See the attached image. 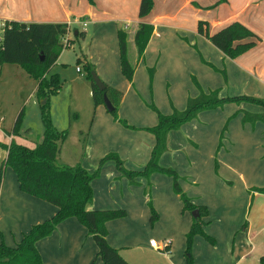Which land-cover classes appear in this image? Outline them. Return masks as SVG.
<instances>
[{
    "label": "crops",
    "instance_id": "obj_1",
    "mask_svg": "<svg viewBox=\"0 0 264 264\" xmlns=\"http://www.w3.org/2000/svg\"><path fill=\"white\" fill-rule=\"evenodd\" d=\"M154 1L150 13L139 17L140 0H98L99 8L88 5L85 0H81V4L78 0H0V21L61 22L70 25L72 16L88 14L85 18L86 25L90 23L94 25L95 35L105 33V38L107 35L117 36L119 28L128 32V38L130 36L133 42L134 53L133 58H130L137 61V72L155 63L157 70L154 68L156 73L153 74L157 79L163 71V65L170 66L173 83L170 93L173 97L176 93V58L184 59L187 55L196 52L192 47L199 51L203 61L209 65L213 62H223L227 69L230 70L231 67L235 79L231 80V73L230 75L228 73L229 78L226 82L229 86L232 87V81L235 80L238 88L240 81L249 79L250 82H246L244 88L264 91V0H228L218 5L216 4L219 0ZM100 3L106 9L101 10ZM199 21L207 23L206 27L210 34L238 21L258 35L260 40L245 53L230 58L214 46L205 35L198 32ZM140 22L151 24L153 32L143 56L137 60L134 33ZM97 42L105 48L104 40ZM92 56L102 80L123 93L120 103L121 116L140 127L155 125L157 115L154 112L146 111L147 116L141 117L137 108L127 110L126 97L130 86L126 81H121L118 74L114 77L113 70L109 67L100 68L104 63L96 59L95 54ZM116 70L119 72L118 68ZM250 70L254 71L253 75ZM229 86L224 82L221 83L220 96L244 93L239 90L241 88H233L231 93ZM202 89L208 92L214 89V86L208 89L202 87ZM256 94L264 96L258 91ZM227 106H231L232 110L224 113L222 106L202 110L197 118L182 124L179 129L171 130L168 134L167 150L159 159L162 167H173L180 176L179 184L182 190L191 198L193 204L202 207L203 236L195 234L190 244H188V235L196 217L192 215L193 210L183 208L179 194L173 189L171 176L155 171L149 176H144L145 178L143 175H137L134 177V182H131L127 176L121 174L113 161H109L103 165L100 174L92 179L93 199L88 208L120 207L126 211L125 216L107 221L106 226L108 242L118 249L130 264H193V261L194 264H260V257L264 255V238L261 237L264 226L260 225L264 224V192H260L258 187L264 186V173H262L263 181H260L261 173L255 168L245 172L243 167L230 165L225 159V151L233 154L231 149L234 146L233 133L227 130V126L223 128V132H226L221 134L219 150L214 151L223 122L213 128V117L216 115L220 116L221 120H225L236 109L235 125L246 133L242 135L245 138L243 143H255V140H259L261 136L264 138V120L243 122V116L244 112L264 114V106L248 102ZM97 107L92 122V127L95 125V128L91 127L87 134L81 133L85 168L89 172H95L100 159L106 153L114 151L124 161V166L128 170L144 169L154 146V138L144 133L145 136L141 141H135L133 138H125L124 132V138L116 139L112 133L119 130L121 125L108 114L105 105ZM173 108L175 107H171V113ZM160 109L164 113H170L163 108ZM98 118L100 121L96 124ZM241 119L243 124L237 122ZM103 126L106 132L102 135ZM214 130H216L215 137ZM6 136L4 138L6 144L14 139L29 146L35 145L21 139L17 140L11 134ZM104 141L108 144L105 145ZM202 146L207 147L208 160H212L214 155L219 156L220 165L229 169L232 174L233 180L230 181L229 186L219 181L220 191L213 188L210 176L208 178L211 182L207 180V172L204 174L199 171L197 159L194 157L201 153ZM62 148L63 143L59 153ZM184 152L188 156L191 155L189 164L186 158H182ZM247 155H253V152ZM5 156L6 151L3 149L1 164ZM255 158L258 161V156ZM182 163L186 165L182 167ZM9 168H6V176L0 183V237L6 238L7 245L15 246L32 225L51 218L57 207L21 191L14 171ZM208 173L213 175L210 171ZM150 192L153 197L149 203V198L147 199L146 196H149ZM151 207L157 213V218L153 224L155 228L149 232L147 224L149 214L152 216L153 212ZM233 212L238 213L239 219L235 216L231 217ZM162 224L167 225V229H160L156 234L161 238V240L156 239L157 244L161 247L166 241L170 244L165 249H158L151 246L150 240L154 239L157 226L161 227ZM10 225L13 230L10 229L11 234L7 232L4 238L2 234ZM143 227H146V232H143ZM86 231L87 228L75 217L61 220L51 234L36 242L44 264H103L98 255L96 258L97 251L93 247L92 236L89 233L91 237L86 236ZM207 237L210 239L207 240Z\"/></svg>",
    "mask_w": 264,
    "mask_h": 264
},
{
    "label": "trees",
    "instance_id": "obj_2",
    "mask_svg": "<svg viewBox=\"0 0 264 264\" xmlns=\"http://www.w3.org/2000/svg\"><path fill=\"white\" fill-rule=\"evenodd\" d=\"M227 1L219 0L216 5ZM153 6L154 0H140L139 17L148 15ZM8 24L10 27L4 29L3 37L0 40V65L7 63L21 66L35 79L36 92L41 99H45V102L41 111L43 132L34 146L17 142L14 139L8 144L0 142V146L6 151V156L0 167V183L6 168L10 167L16 175L21 191L55 205L57 211L44 222L32 225L15 246L0 242V264H44L36 247V242L51 234L57 224L68 217H76L87 228L88 233L96 243L97 255L101 258L103 264H130L118 249L108 242L106 227L107 221L125 216L126 211L124 209L88 208L93 199L91 181L98 175L100 167L91 173L81 164L62 163L57 158L67 133L52 124L50 108L46 104L49 96L57 94L60 89L61 81L58 74H50V71L56 64L64 47L71 45V40L66 39L70 32L69 23L13 21ZM206 25L205 21H199L198 32L205 35L214 46L230 58H236L245 53L260 40L258 35L238 21L232 22L212 34L209 33ZM152 32L153 26L151 24L146 22L138 24L134 33L137 60L143 56ZM80 34L82 35V32L77 33V35ZM117 37L120 68L122 73L131 80L137 61L132 60L128 55V32L123 28H119ZM64 39L67 44L64 43ZM42 55L43 59L41 58ZM85 69L87 78L92 83L94 106L104 104V94L106 93L114 107L109 112L117 113L123 93L105 82V90H100L91 77V72L95 69L94 64L86 61ZM150 73L153 75L154 68L150 69ZM222 73L225 81H227L225 71L222 70ZM197 87L199 94L188 97L184 109L173 108L171 114H159L158 124L150 129L156 142L151 157L142 171L128 170L125 168L124 162L115 153H109L101 160L103 162L108 158L114 159L119 170L131 182H134V177L137 175L149 176L155 171L168 173L173 178V189L175 193L179 194L183 202V208L197 209L200 212L199 217L194 219L189 232L188 244L192 242V237L195 234H198V232L203 233L202 207L193 204L191 198L182 190L178 173L173 168L162 167L159 164V159L167 148L169 132L179 129L182 124L195 118L202 110L217 108L227 102L237 104L248 102L264 106V98L258 96L247 94L220 96L219 89L207 92L199 84H197ZM115 118L122 121L118 116ZM19 120L20 115L16 119L15 133H17L16 128ZM257 120H264V114L244 112L243 122H256ZM258 190L264 192V187ZM156 218L157 213L153 209L151 220L154 221ZM260 264H264V255L260 257Z\"/></svg>",
    "mask_w": 264,
    "mask_h": 264
},
{
    "label": "rangeland",
    "instance_id": "obj_3",
    "mask_svg": "<svg viewBox=\"0 0 264 264\" xmlns=\"http://www.w3.org/2000/svg\"><path fill=\"white\" fill-rule=\"evenodd\" d=\"M78 1L81 4V0ZM85 1L87 2L88 5L96 6L99 8L98 0H92V1L85 0ZM71 2L72 1H70V3ZM100 5L102 6L100 7L101 10L106 9V7H104L101 3ZM86 17H88V14L85 15L84 13L79 14L75 17L72 16V22L70 23V32L68 34L69 38L66 36V39L71 40V45L69 47H64L61 56L58 59L59 61L52 67L50 71V74L53 73L58 74V77L60 78L61 81V85L59 92L57 94L49 96L46 106L50 108L52 124H54V126L59 130L65 131L67 133L66 138L63 142L62 151L57 155L59 162H64L71 165L81 164L83 167H86L84 162L85 156L84 154L82 155L83 136L81 133L87 134L90 129L95 128V125L92 127V122L94 116L96 115L95 110H97L98 108L95 107L93 104L92 83L87 78L86 75L87 72L85 69V63L86 61H89L94 64L95 67L94 71L97 72L95 61L92 60L94 59L92 54H95L96 55L95 58L101 60V62L104 63L100 66V68L107 69V67H109L111 70H113L114 77H116V74H118L121 81H126V84L130 86V89L127 92V97H126L127 110L130 111L131 109L137 108L138 111L140 112L141 117L147 116L145 113L146 111H150L151 113L154 112V114L157 115V122L155 125L150 127H140L130 123L128 120L122 117L120 114V106H119L117 113L114 114L110 112L108 113L110 116H112V118L115 121H117L121 125L119 127V130L113 131L112 133V135L116 139H121V137L124 138V132H125L126 135L125 138L127 139L133 138L135 141H141L145 136L144 133H147V135H149L151 138H154V145H155L156 142L155 136L150 129L158 124L159 114H164V115L170 114L172 110L171 109L172 106H174L179 110H182L185 107L187 98L189 96L194 97L198 95L199 89L197 87V84L201 85L204 89L212 88V86H214V89L212 90L220 89L221 83L223 82L224 84L226 85L228 84L229 86V83L225 81L224 75L222 73V70H225V68H226L225 73L227 76V81L229 78L228 73L229 75L231 73L230 75L231 80L235 79L231 67L230 70L227 69L226 65H224L223 62H213V64L210 63L211 65H209L207 62L203 61L204 59L201 58L199 51H197V49L192 47L193 50L196 52H194L191 55H187L184 59L176 58V93H174V97L170 93V87L171 85L173 86L172 68L167 64L163 65V71L160 73V76L157 79L155 78V74L152 75L149 70V68L152 67L157 70V66L154 63L153 65H151V67H146L145 70L143 69L137 72V70L135 69L136 71L132 79L129 80L122 73L120 68L118 37L113 35H111L110 37L109 35H107V37L105 38L104 37L105 33L103 35H101V33L95 35L94 25L92 23L88 24V26L87 25L84 26L81 23V21L86 20L85 19ZM77 31L82 32V35L81 34L77 35L76 34ZM2 37H3V30L0 29V38L2 39ZM130 38L131 37L129 36L128 53L130 57L133 58V54H134L132 50L133 42ZM98 40H100L101 42L104 40L105 48L102 47L100 44H98L97 42ZM77 67H80L82 69V73L77 71ZM114 67H116V69L118 68L119 72L116 69H114ZM154 73H156V71H154ZM251 73L253 75L254 71ZM97 74L99 75L98 72ZM100 78L103 79L101 76ZM251 80L255 81L254 78H251ZM219 82L221 83L219 84ZM246 82H250V80L248 79L247 81L239 82L238 88H241L239 90L244 91V93H246L247 95L256 96L257 91L262 95H264L263 90L261 91L259 89H251L248 87L244 88ZM228 88L232 93L233 88H237L236 81L235 80L232 81V87L230 85ZM221 96H226V95H221ZM257 96L264 98V96L261 95H257ZM44 100L45 99H41V97L36 92L35 79L31 75H29L21 66L7 64V63L1 64L0 65V142L5 143L4 138L9 133L12 135L13 138L17 140L18 139L24 140L28 144H34L37 140H39L43 132L41 111H42V106L44 105L45 102ZM226 104L230 105L237 103L227 102L223 104L222 109L225 110L224 113L232 110V107L227 106ZM101 105L103 106L104 104ZM160 108H163V110H166L167 112L170 113H164ZM235 111L236 109L225 120H221L220 116L217 117L216 115H214L213 128L216 127V125L223 122V125L221 127L222 128L221 133L220 135L219 134L217 135L218 142L216 143L214 151L219 150L220 137L223 132V128L227 126V130L233 133L232 139L234 146L233 149H231V152L233 154H228L225 151L224 153L225 159L230 163V165L243 167L245 172L246 171L248 172L250 169L255 168V170L261 173V175L259 176L260 181H263L262 173H264V138H261L262 137L261 136L259 140L257 139L255 140V143L246 142L244 144L243 141L245 140V138L242 137V135H246V133H244L243 129L240 130L239 127H236L235 121L237 119L236 118L237 114ZM19 115H20V120L16 128L17 133H15L14 132L15 123ZM116 116L121 118L122 121L117 120L115 118ZM197 117L198 115L195 118ZM99 121L100 119L98 118L95 123L97 124ZM237 122L243 124L242 119ZM230 126L232 128H230ZM105 132L106 129L103 126L101 130V134L103 135ZM225 132L226 131H224L223 134ZM213 133H214L213 136L215 137L216 130H214ZM212 137L210 138L211 141H212ZM104 144L107 145L108 143L104 141ZM192 146H194L193 143ZM206 148L207 147L202 146L201 153L194 158L197 159L196 162H197V166H199V171H202L204 174H206L207 172V180H210L211 182L212 179L211 185L213 186V188H215V190L220 191L221 183L219 181H222L223 183L229 186L231 184L230 181L233 180V177L229 169L222 167L220 165L221 162L219 156L214 155L212 160H208V150ZM260 149H263V151ZM152 150H151V154H152ZM259 151L260 153L258 154ZM250 152H253V155H247ZM2 153H3V148L0 146V162L2 159L1 158ZM109 153L117 154L114 151L108 152L102 158H104ZM256 156H258V161L255 158ZM102 158L100 159L96 168L98 169L100 167L98 175L100 174L103 165L109 161H113L116 165V168L119 170L117 163L114 159L108 158L103 160L102 162L101 161ZM182 158H186L188 163V161L191 160V155L188 156L187 153L184 152ZM185 165H186L185 163H182V167H184ZM209 171L212 172L213 175H209L208 173ZM161 173L170 177L168 173L165 172H161ZM5 176L6 174L4 173L2 179H4ZM208 176H210L211 179L208 178ZM263 187L264 186H259L258 188L260 189ZM152 197L153 195L151 192L149 193V196H146L147 199L149 198L148 199L149 202L152 199ZM151 203L153 204V201ZM254 203H253V208H254ZM115 209H120V207H116ZM235 214L233 212L231 214V217L233 218L235 216V218H237L238 213ZM150 216L151 214H149V223L147 224V228L149 232L153 231V229L155 228L153 227V224L156 222V220L154 221L151 220ZM244 224L245 221L243 223V226ZM260 225L264 226V224L262 223ZM166 226L167 225H163V224L161 227L157 226L156 231L154 232V240L156 239L161 240V238H159L158 235L156 234L159 232L160 229L163 230L167 229ZM11 228L12 225H10L4 230L5 233L2 234L4 235V238L7 235V232L11 234L9 231ZM143 232H146V227H143ZM197 235L203 236V234L200 232H198ZM86 236L91 237L87 231H86ZM261 237L264 238V231L262 232ZM206 239L209 240L210 238L207 237ZM1 240H3L4 243L6 244L5 242L6 238L2 239V237H0V241ZM91 241L93 243V247L95 251H97V247L93 237H91ZM97 257L98 256L96 252V258ZM99 259L101 258L99 257Z\"/></svg>",
    "mask_w": 264,
    "mask_h": 264
},
{
    "label": "water",
    "instance_id": "obj_4",
    "mask_svg": "<svg viewBox=\"0 0 264 264\" xmlns=\"http://www.w3.org/2000/svg\"><path fill=\"white\" fill-rule=\"evenodd\" d=\"M41 58L43 59V55L41 56ZM91 77L92 80L94 82V84L100 89V90H105L106 85L104 83V81L99 77V75L96 73V71H92L91 72ZM104 105L106 106L108 111H112L114 109L110 99L108 98L107 94H104ZM193 217H198L199 216V212L197 210H194L192 212Z\"/></svg>",
    "mask_w": 264,
    "mask_h": 264
},
{
    "label": "built area",
    "instance_id": "obj_5",
    "mask_svg": "<svg viewBox=\"0 0 264 264\" xmlns=\"http://www.w3.org/2000/svg\"><path fill=\"white\" fill-rule=\"evenodd\" d=\"M81 23H82L84 26L87 24L86 21H81ZM6 27H10V25H9L8 23L4 22V21H0V29H2V30L4 31V29H5ZM0 40H1V38H0ZM64 43L67 44V41H66L65 39H64ZM77 71H78V72H81V68H80V67H77ZM150 244H151V246L156 247V248H158V249H161V248H164V249H165L167 246H169L170 242H169V241H166V242L164 243V246L161 247L160 245L157 244V241H156V240L151 239V240H150Z\"/></svg>",
    "mask_w": 264,
    "mask_h": 264
}]
</instances>
